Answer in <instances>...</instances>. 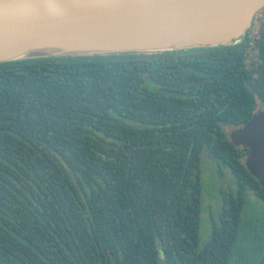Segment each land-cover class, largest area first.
Returning <instances> with one entry per match:
<instances>
[{
  "label": "trees",
  "instance_id": "obj_1",
  "mask_svg": "<svg viewBox=\"0 0 264 264\" xmlns=\"http://www.w3.org/2000/svg\"><path fill=\"white\" fill-rule=\"evenodd\" d=\"M258 32L1 63L0 264H264L261 226L237 248L247 192L264 206V189L224 130L264 106ZM204 154L236 189L198 251Z\"/></svg>",
  "mask_w": 264,
  "mask_h": 264
},
{
  "label": "water",
  "instance_id": "obj_2",
  "mask_svg": "<svg viewBox=\"0 0 264 264\" xmlns=\"http://www.w3.org/2000/svg\"><path fill=\"white\" fill-rule=\"evenodd\" d=\"M264 0H0V64L238 43ZM264 189V106L229 133Z\"/></svg>",
  "mask_w": 264,
  "mask_h": 264
},
{
  "label": "rangeland",
  "instance_id": "obj_3",
  "mask_svg": "<svg viewBox=\"0 0 264 264\" xmlns=\"http://www.w3.org/2000/svg\"><path fill=\"white\" fill-rule=\"evenodd\" d=\"M262 24H264V8L255 14L252 26L247 31L248 37L251 40L257 38L259 28ZM183 52L193 53L194 50L189 49ZM142 53L147 55L153 54L155 52ZM257 108H261V105H259ZM233 129L234 128L231 127H224V130L227 132V134H229ZM200 168L202 179V209L198 231V251H202L209 241L211 218H215L218 214L220 198L224 194L233 193L236 189L235 180L230 174L229 170L224 166H218L205 154L202 156ZM252 225L256 226V230H258V228L261 226L264 231V206L250 191H248L247 203L241 218L237 248H240L244 244L242 239L250 235ZM232 255H235V250H233ZM233 258L234 257L232 256L231 259Z\"/></svg>",
  "mask_w": 264,
  "mask_h": 264
}]
</instances>
